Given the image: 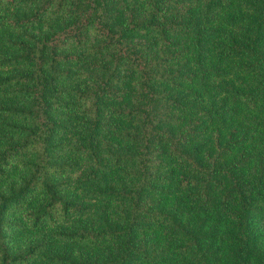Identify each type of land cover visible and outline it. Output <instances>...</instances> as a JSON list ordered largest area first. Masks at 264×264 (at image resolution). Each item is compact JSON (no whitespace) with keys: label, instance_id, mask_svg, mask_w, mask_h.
I'll list each match as a JSON object with an SVG mask.
<instances>
[{"label":"trees","instance_id":"trees-1","mask_svg":"<svg viewBox=\"0 0 264 264\" xmlns=\"http://www.w3.org/2000/svg\"><path fill=\"white\" fill-rule=\"evenodd\" d=\"M239 106L264 0H0V264H264Z\"/></svg>","mask_w":264,"mask_h":264},{"label":"rangeland","instance_id":"rangeland-1","mask_svg":"<svg viewBox=\"0 0 264 264\" xmlns=\"http://www.w3.org/2000/svg\"><path fill=\"white\" fill-rule=\"evenodd\" d=\"M238 115L235 117L234 121L237 123V125L241 128L240 134H243L245 131L247 134L246 136V146L247 150L249 152L250 157L255 159V157L259 154H262L264 156V143L262 142V134H264V127L262 126H254L250 125L248 123V118L250 115H256L260 114L259 112L249 109L243 106L238 107ZM250 126H248V125ZM181 195L179 193L173 192L166 196L165 202L166 206L168 209L170 207H174L175 203L177 202L176 200L180 197ZM112 205H110L111 207ZM154 235V240H158V243L163 244L166 242V238L163 237L160 231H155ZM152 242V241H151Z\"/></svg>","mask_w":264,"mask_h":264}]
</instances>
